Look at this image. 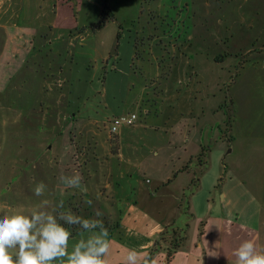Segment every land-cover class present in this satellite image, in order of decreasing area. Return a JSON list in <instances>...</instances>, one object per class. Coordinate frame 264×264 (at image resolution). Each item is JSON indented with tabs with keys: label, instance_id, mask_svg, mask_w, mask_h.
<instances>
[{
	"label": "rangeland",
	"instance_id": "rangeland-1",
	"mask_svg": "<svg viewBox=\"0 0 264 264\" xmlns=\"http://www.w3.org/2000/svg\"><path fill=\"white\" fill-rule=\"evenodd\" d=\"M54 1L56 22L71 35L61 30L54 46L43 50L37 37L36 50L43 52L26 62H21L23 47L15 45L24 28H0V211L29 210L43 198L62 199L65 208L85 218H95L99 209L111 244L107 264H125L128 249L146 252L151 236L169 225L185 230L182 249L188 248L198 215L189 200L199 196L202 204L205 193L193 198L191 180L202 177L196 166L191 175L168 177L173 180L168 186L167 173L183 162V146L172 131L183 120L181 130L189 136L197 111L193 99L186 100L187 90L207 86L219 106L205 115L207 124L199 131H215L212 139L222 145L205 143L201 163L211 175L200 182L202 189L213 176L218 188L227 182L236 186L237 175L229 180L232 166L257 167L256 160L242 158L244 152L225 154L230 137L240 146L252 124L264 122V0H106L114 18L103 25H98L101 0ZM55 16L48 10L36 23L46 26ZM33 17L22 15L20 23L31 24ZM181 18L202 21L187 33L191 46L176 41ZM13 50L18 60L9 54ZM159 85L169 90L164 107L160 100L144 104L146 94L155 98ZM126 110L136 123L120 128L122 138L113 141L111 152L109 121ZM76 172L83 177L81 187L66 189L60 176ZM41 181L48 188L43 198L33 192ZM219 192H213L215 206ZM197 262L206 264L204 255Z\"/></svg>",
	"mask_w": 264,
	"mask_h": 264
},
{
	"label": "crops",
	"instance_id": "crops-1",
	"mask_svg": "<svg viewBox=\"0 0 264 264\" xmlns=\"http://www.w3.org/2000/svg\"><path fill=\"white\" fill-rule=\"evenodd\" d=\"M57 5L58 4L54 0H0V28H7V25H11L10 28L22 27L26 31V33L22 35V41H15L17 48L20 46L23 47L21 48L22 63L26 62V58L28 56L36 54L37 37H39L41 40L37 47L39 46L40 50H43L45 47L51 48L54 46L53 44L59 40V32H61V30L68 31L67 33L71 35V29L62 28V25H59L56 22ZM48 10H53V12L56 14L54 20L47 21L46 26H43V24L38 25V23H36L37 17L41 15L43 16L48 12ZM182 10L185 11L186 9L182 8ZM22 15L34 16L30 21L31 24L28 21V24L20 23V18ZM13 18L18 19V23L12 22L11 20ZM201 22L202 21L200 18H194L193 20L190 18H181V21L178 20V35L176 41L181 43L187 42L191 46L190 43H192L193 38L190 36L187 37V33L191 31L197 23ZM169 37L171 41V32ZM26 46L31 47L30 51H26ZM40 50L37 52V54L43 52ZM9 54H11L13 59L18 60L19 56H17L14 50L9 52ZM190 81H192V78ZM187 91H189V96L186 97V100L189 99L190 102L191 99H193L191 106L194 107L195 111H197V119H195L194 123L192 122V131H189V129L187 130L189 136L186 135L185 131L181 130L183 120H178L176 122V127L172 131V138L176 139L177 143H180V145L183 146V162L173 166L167 173V178L173 176L175 180L182 174L185 175L188 173V175H191L193 171L196 173V170H194V166H196L197 171L200 172L202 177H200V179L191 180V184H194L193 186L196 189V192L193 194V198L198 192H204L205 195L202 194L204 197L202 199V204L200 202L201 199L199 200V196L198 198H195L193 202L189 200L191 207L194 206V210H198V215L196 216L197 225L195 227L197 229H195L193 233L192 242L190 243L189 247L182 249V245L180 249L173 254L170 264H196L198 263V258L202 255H204L206 264L209 263L210 259L211 264H215L216 261L232 263L234 261V257L232 255L233 250L237 248L244 239H255L258 245L264 246V122L262 125H260V122L258 121L254 122L252 126L255 128L248 132L249 135H243L241 137L240 146L235 145L237 139L230 137L229 140H232V142L228 141V143L230 142L229 144L231 145L228 146L229 149L225 154L226 157H229L234 155V153L241 154L244 152L242 158L244 160H248L250 158L256 160L257 162L254 161V164L257 167H242V170H239L237 169V166H232V169H229V180L232 182L234 174L237 175L240 181H238L236 186L228 185L227 182V184H221V186L218 188L216 187L218 177L213 176L211 185H209V187L204 190L202 189L201 183L204 178H207V175L211 174L206 172L207 165L204 162L201 163V161H198L196 158L199 156L202 149H208L206 148L205 143L210 144L211 140L213 141L212 138H216L217 136L213 130L208 134L207 132L202 133V131H199V128L202 129L200 125L207 122L208 120H205V115L213 114V112H215L219 106V102H216V99L212 98V90H210V88L207 86H204L202 89H200L198 86H195L193 89L189 88ZM153 93L155 98L152 97L149 99V97H147L148 95L146 94L145 101L142 102L144 104H146L147 101L150 103H156L160 100L162 102L160 107L163 108L164 104L168 100V88L163 87V85H159L158 88H153ZM138 100L140 101L141 98ZM143 106L144 105H142V107ZM191 111L192 110H190V112ZM144 113L147 114L148 111L145 110ZM126 114L134 113L130 112L129 110L118 111V113L112 115L111 118ZM191 114H193V112L189 113V115ZM188 125L190 126L191 123ZM121 129L119 128L118 132L114 136H110L109 133L107 135L106 140H109V142L111 141L110 146L113 147L111 152H115V146L112 144L113 141L116 142L119 137L122 138V132L120 131ZM223 139L224 136L222 135L221 140ZM213 142V148H216L218 144L222 145L221 142ZM96 147V152H99L98 144ZM191 147V152H188V149ZM223 148H227V146H224ZM96 152L92 154L95 156ZM182 157H180V159ZM261 163H263V165L260 166ZM250 175L254 176L252 177ZM172 181L173 180L169 178L167 179L168 186L172 183ZM185 182L187 183L188 181L186 180ZM219 190V194L221 196L220 204L215 206L213 192H217ZM176 194L177 195L175 197L179 198L178 192ZM209 203H211L209 207L210 211H206L205 206ZM202 205L204 207L203 213L201 211ZM213 207H216L217 209L215 213H212V210L214 209ZM125 217L126 214L123 215L122 219ZM185 235L186 232H184V236ZM158 236L159 235L157 234L151 236L153 239L149 237V243L145 248L147 253L154 245ZM154 258L156 259L157 264H162L165 255L162 252H159L154 256Z\"/></svg>",
	"mask_w": 264,
	"mask_h": 264
},
{
	"label": "clouds",
	"instance_id": "clouds-1",
	"mask_svg": "<svg viewBox=\"0 0 264 264\" xmlns=\"http://www.w3.org/2000/svg\"><path fill=\"white\" fill-rule=\"evenodd\" d=\"M59 179L66 189H79L83 177L76 172ZM47 191L43 181L33 188L36 197H46ZM104 215L97 209L95 218H85L65 208L62 199L47 198L29 210L0 211V264H107L111 244ZM232 255V264H264V246L252 238L244 239ZM124 260L125 264H157L150 253L135 249H128Z\"/></svg>",
	"mask_w": 264,
	"mask_h": 264
},
{
	"label": "trees",
	"instance_id": "trees-1",
	"mask_svg": "<svg viewBox=\"0 0 264 264\" xmlns=\"http://www.w3.org/2000/svg\"><path fill=\"white\" fill-rule=\"evenodd\" d=\"M99 18L100 19L98 25H103L106 20H112L114 18L106 5V0H101V10ZM203 157H205L204 149H202V153L197 158L198 161H201V158ZM184 232L185 230L175 228L173 227V225H169L167 228H165L164 231L159 234L157 240L150 248L148 253H150L154 257L157 253L162 252L165 255L162 264H170V260L173 254L180 249V247L186 240Z\"/></svg>",
	"mask_w": 264,
	"mask_h": 264
},
{
	"label": "built area",
	"instance_id": "built-area-1",
	"mask_svg": "<svg viewBox=\"0 0 264 264\" xmlns=\"http://www.w3.org/2000/svg\"><path fill=\"white\" fill-rule=\"evenodd\" d=\"M136 115L135 114H126L121 116L113 117L109 121V135L114 136L118 132L119 128L125 126L130 127L135 124Z\"/></svg>",
	"mask_w": 264,
	"mask_h": 264
}]
</instances>
